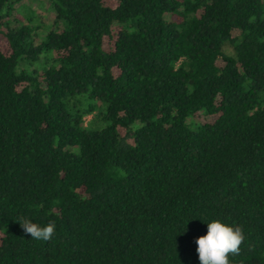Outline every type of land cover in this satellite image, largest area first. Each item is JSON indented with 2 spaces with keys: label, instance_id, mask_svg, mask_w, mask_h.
<instances>
[{
  "label": "trees",
  "instance_id": "1",
  "mask_svg": "<svg viewBox=\"0 0 264 264\" xmlns=\"http://www.w3.org/2000/svg\"><path fill=\"white\" fill-rule=\"evenodd\" d=\"M15 1L0 264H200L213 219L243 228L231 264H264V0H47L64 27L40 39Z\"/></svg>",
  "mask_w": 264,
  "mask_h": 264
},
{
  "label": "clouds",
  "instance_id": "2",
  "mask_svg": "<svg viewBox=\"0 0 264 264\" xmlns=\"http://www.w3.org/2000/svg\"><path fill=\"white\" fill-rule=\"evenodd\" d=\"M17 222L24 235L32 240L50 241L55 235V222L41 226L26 217H20ZM245 238L242 226L233 227L213 219L207 223V234L195 240L200 264H231L230 256L240 254Z\"/></svg>",
  "mask_w": 264,
  "mask_h": 264
},
{
  "label": "rangeland",
  "instance_id": "3",
  "mask_svg": "<svg viewBox=\"0 0 264 264\" xmlns=\"http://www.w3.org/2000/svg\"><path fill=\"white\" fill-rule=\"evenodd\" d=\"M26 17L30 19L33 33L36 38H41L48 30L59 31L64 27V23L54 19L52 8L47 0H20L12 2L4 19L11 29L19 28ZM226 52L231 50L225 47ZM86 121L89 117L85 118Z\"/></svg>",
  "mask_w": 264,
  "mask_h": 264
}]
</instances>
